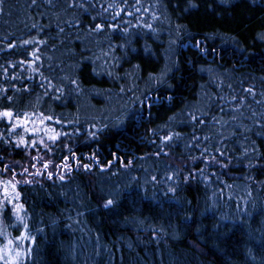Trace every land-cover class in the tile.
Masks as SVG:
<instances>
[{
  "label": "trees",
  "instance_id": "trees-1",
  "mask_svg": "<svg viewBox=\"0 0 264 264\" xmlns=\"http://www.w3.org/2000/svg\"><path fill=\"white\" fill-rule=\"evenodd\" d=\"M5 111L25 264H264V0H0Z\"/></svg>",
  "mask_w": 264,
  "mask_h": 264
},
{
  "label": "snow or ice",
  "instance_id": "snow-or-ice-1",
  "mask_svg": "<svg viewBox=\"0 0 264 264\" xmlns=\"http://www.w3.org/2000/svg\"><path fill=\"white\" fill-rule=\"evenodd\" d=\"M97 28H101L103 27V25H97ZM148 27H151L150 25H148ZM11 46V45H10ZM43 115V114H41ZM0 116H6L11 118L12 117V113L9 111H5L3 113H0ZM194 118V117H193ZM19 119V118H17ZM45 119H51V117H45ZM195 119V118H194ZM43 121H41L42 123ZM16 125H14L15 127ZM27 131H31V132H36L38 131V129L35 128H29L26 129ZM57 136H59V133L56 134ZM56 137L53 136H49V139H55ZM165 139H169V137H165ZM41 144H44L43 139H41L39 141ZM28 142L26 140H24L23 138H21L18 141V144H27ZM33 145L36 144V141L33 140L31 142ZM45 148H48L47 144H44ZM221 155H223V153H221ZM44 168L48 167V164L45 163L43 165ZM85 167H87V165H85ZM5 171H7V169H5ZM25 172H27V169H24ZM39 174V173H38ZM48 176L51 177L52 173L49 172ZM61 179H63V177H61ZM155 179V178H153ZM25 183H28L30 181H24ZM8 185H11V194H9V189H8ZM172 191H174V189H172ZM4 201H6V203L0 202V225H2L3 223V213L7 210L9 212H11L12 214H14V216L17 218L18 221L22 222L24 220V217L20 214L21 210L23 209L24 205L21 203H15L13 204V199L14 198H18L20 196V193L18 191H16V184L13 183L11 180L6 181L5 182V187H4ZM12 195V199L9 198V196ZM11 204L12 208L8 209L7 205ZM113 201L110 199L107 201V205H112ZM23 228L25 229V231L18 237H15V241H19L20 245L19 246H15L14 245V240L13 239H8L7 243L3 246H0V261H3V264H25L30 252H31V248H27L25 249L23 247V243L25 241H32L33 243L35 242V237L30 236L28 233V225L25 223L23 224Z\"/></svg>",
  "mask_w": 264,
  "mask_h": 264
}]
</instances>
